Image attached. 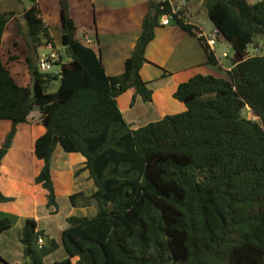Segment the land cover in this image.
Returning <instances> with one entry per match:
<instances>
[{
	"label": "trees",
	"instance_id": "trees-1",
	"mask_svg": "<svg viewBox=\"0 0 264 264\" xmlns=\"http://www.w3.org/2000/svg\"><path fill=\"white\" fill-rule=\"evenodd\" d=\"M29 1L23 17L30 86L17 83L0 50V121L11 123L0 161L18 126L28 124L38 108L45 132L34 146L43 162L34 183L47 191V209L59 213L51 160L61 146L85 158L84 170L96 186L90 196L70 195V204L94 206L97 213L67 217L60 243L28 219L21 237L24 262L0 256V264H45L61 245L67 258L53 264H264V56L248 53L264 40V0H203L215 31L235 52L229 70L182 10L174 14L169 1L149 0L141 34L119 76L106 73L94 47L97 36L91 45L79 38L68 0H60L59 29L69 60L60 56L57 74L41 73L39 51L54 49L55 38L37 0ZM164 15L196 38L206 64L224 74H197L180 84L174 98L184 112L133 129L118 98L134 89L132 106L137 98L153 101L141 69ZM15 17L14 11L0 13V41ZM54 81L58 89L49 92ZM246 108L256 119L243 117ZM11 201L0 188V202ZM13 225L11 217H1L0 236Z\"/></svg>",
	"mask_w": 264,
	"mask_h": 264
},
{
	"label": "crops",
	"instance_id": "crops-1",
	"mask_svg": "<svg viewBox=\"0 0 264 264\" xmlns=\"http://www.w3.org/2000/svg\"><path fill=\"white\" fill-rule=\"evenodd\" d=\"M68 1L71 17L79 28V38L89 37L94 40V37L97 36L98 45L94 44V47L100 49L106 73L109 76L121 75L124 72L125 62L131 56L141 34L143 20L149 11V0ZM201 1V4H203V0ZM249 1L255 3L253 0ZM5 2H7L8 8H4L0 13L5 11L16 13V17L9 22L0 42L3 46H9L10 43L5 38L9 27L14 24L18 28L16 26L18 18L23 16L30 4L24 5L20 12L18 8L22 4V0H0V5ZM37 2L41 9V17L51 27V33L53 27L59 29L61 26L60 0H37ZM170 2L175 11L182 10L188 18V22L199 27L207 37L216 36L217 43L211 49L214 50L222 69L229 70L231 66L225 67L217 54V47L226 42L217 34L215 29L210 33L206 32L203 25L199 23L198 15L195 13L196 8L200 6L197 4V0H170ZM24 21L25 19H21V24H24ZM12 41H14L13 38ZM145 56L147 62L141 69V77L149 83V87L153 90V101L145 103L141 98H137L134 106H132L131 103L135 96L134 89L128 90L118 98L123 116L133 129L157 122L165 116L184 112L186 110L185 105L174 98L177 87L197 74L213 75L216 70L206 64V55L199 41L183 31L173 20L169 25H161L156 29L155 38L147 47ZM233 58H235V55ZM227 59L230 60L232 57L228 55ZM10 130V122L0 121V148ZM44 132L45 128L41 123L40 112L39 115L32 112L28 124L18 126L12 147L0 161L1 191L5 196L14 198V201L11 202H0V218L9 216L15 219L13 228L2 234L0 240L2 242L6 240L3 251L9 253L10 248L7 243L11 242V234L13 230H16L18 232V248L23 259L24 247L21 243V237L23 227L28 219H35L38 223V229L44 230L51 239H55L58 243L61 242L60 231L63 232L64 230V227L58 231L42 227L37 216L38 209L46 207L47 203V191L41 185L34 183V178L43 166V162L34 153V146L36 140ZM61 148V146H57L51 160L52 179L55 173L59 175V179L67 178L68 183L64 194H66L68 200L70 195L75 193L82 192L86 196H90L96 191V186L90 177V172L84 170L85 158L81 154L66 153ZM55 181L53 179L54 184ZM55 187L59 200L60 194L56 184ZM72 208L74 210L71 213H75V210L80 211L81 216H87L89 210L94 211L93 216L97 213V210L92 209V206L85 208L72 206ZM46 210L52 216L51 210L47 207ZM67 217L63 218L64 224ZM51 232L57 233L58 238L51 236ZM61 246L54 253L60 251ZM54 253L47 258L53 256ZM0 256L5 258L2 254Z\"/></svg>",
	"mask_w": 264,
	"mask_h": 264
},
{
	"label": "rangeland",
	"instance_id": "rangeland-1",
	"mask_svg": "<svg viewBox=\"0 0 264 264\" xmlns=\"http://www.w3.org/2000/svg\"><path fill=\"white\" fill-rule=\"evenodd\" d=\"M261 0H253V2H258ZM201 0H197V4H199L200 6H198L195 10V13H197L198 15V21L201 25H203V27L205 28L206 32H211L214 29V25L213 23L210 21V19L208 18V14L206 13V10L204 8V6H202L203 4H201ZM23 4V5H22ZM22 4L19 5L18 10L21 12V10L23 9V6L30 4L31 2L29 0H22ZM4 8H8L7 7V2H5L4 4L0 5V11L4 10ZM21 19H24V17L22 16L21 18H18V23H17V27H15V25L13 24L12 26L9 27L7 36L5 37L7 39V42L10 43V47L9 46H3L0 43V48L2 50V58L4 60V63L7 64L8 68L10 69L12 75L15 77L17 83L20 86H30L32 84V79H31V75L29 73L28 67L25 64V55L27 53V48L25 45V41H24V37L27 35L28 32V28L27 25L24 21V24H21ZM174 22V21H173ZM175 23V22H174ZM53 25V24H52ZM55 26V25H53ZM53 31L52 34L55 38V45L56 47L54 49H50V48H44L41 49L39 51V56L43 55V54H47L50 53L51 51H55L56 53L59 54V56H61L63 58L64 62H67L69 60V58L66 55V49L65 47L62 45L61 42V33H60V29H56L55 27H53ZM12 38L14 41H12ZM1 42V41H0ZM16 43V44H14ZM264 43V40H260L259 41V45ZM251 48H249L250 51ZM224 53H227V55H229V57H232V59L228 60L227 58H225L223 56ZM217 54L220 57L221 61H223L225 67H229L232 65V60L233 57L235 55L234 50L232 49V47L227 44V43H222L220 44V46L217 47ZM11 57L12 58H17L15 61H11ZM229 61V62H228ZM58 62V61H57ZM56 62V63H57ZM215 69V68H214ZM60 70V66L58 65H54V67H52V69L50 70L49 73L52 74H57ZM224 70V69H223ZM224 73H221L220 71H218L217 69L215 70V73H213V75L217 76V77H222ZM59 86V81H54L53 86L51 87V89H49V92H55L58 89ZM40 110L39 109H35V111H33V114L35 113V115H39ZM242 115L243 117L247 118V119H256V117L249 111L248 108H246L245 110L242 111ZM37 117V116H36ZM59 149V148H58ZM62 149V148H61ZM61 152H63L62 150H60ZM64 153V152H63ZM59 175L57 173H55V176L53 179H55V184L59 190V213L58 215H50L48 210H46V207H40V209H38V213L37 216L40 220V225L42 227L45 228H50L51 230H59L60 228L64 227V229L67 227V224H64V217L67 216H71V215H76V216H81V212L80 211H76L75 213H71L74 209L72 208L68 197L66 196V194H64L65 192V187L67 186L68 180L66 179H59ZM92 209H96V207L92 206ZM94 215V211L93 210H89V213L86 217H93ZM13 219V221H15V219L13 217H11ZM49 226V227H47ZM61 230V229H60ZM61 232L60 231V239H61ZM17 231L13 230L12 234H11V242L7 243L8 247L10 248L9 253H4L3 248H5V244L4 242L6 240H3L4 242H2L0 240V254H2L3 256H5V260L9 263H22L24 261L23 257L21 256L20 253V249L18 248V238H17ZM51 236H53L54 238H58V234L57 233H50ZM67 258V253L65 252L63 246H61V250L54 253L53 256L47 258L46 264H53L55 261H61Z\"/></svg>",
	"mask_w": 264,
	"mask_h": 264
},
{
	"label": "built area",
	"instance_id": "built-area-1",
	"mask_svg": "<svg viewBox=\"0 0 264 264\" xmlns=\"http://www.w3.org/2000/svg\"><path fill=\"white\" fill-rule=\"evenodd\" d=\"M161 2H166L170 0H159ZM171 3V2H170ZM163 9V8H162ZM177 11H175V9H173V13L175 14ZM173 20L172 15H164L161 18V25H169L171 23V21ZM202 36H204L207 39V44L212 47L217 43V38L216 36H212V37H207L205 34H201ZM84 43H86L87 45H91L93 44V39L89 38V37H84L83 38ZM250 51L248 49V53L249 56H264V43L262 44H252L249 46ZM223 56L225 58H227V53H224ZM60 60V56L58 53H56L55 51H51L50 53L47 54H43L40 56V60H39V68H40V72L41 73H49L50 70L52 69V67H54V65H56V62ZM45 245V240L43 237H40L38 240V246L39 248H42Z\"/></svg>",
	"mask_w": 264,
	"mask_h": 264
}]
</instances>
